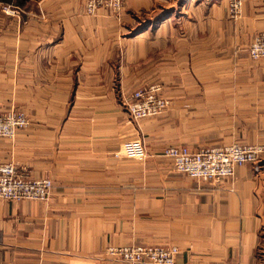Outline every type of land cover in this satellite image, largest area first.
Segmentation results:
<instances>
[{"label": "crops", "instance_id": "crops-1", "mask_svg": "<svg viewBox=\"0 0 264 264\" xmlns=\"http://www.w3.org/2000/svg\"><path fill=\"white\" fill-rule=\"evenodd\" d=\"M227 5L91 15L84 0H0V113L29 118L0 138V164L53 183L45 201L0 199V264H132L105 254L125 244L175 245L174 264H264V161L201 180L160 155L264 141V58L247 51L264 0L236 18ZM153 83L170 104L132 121L122 96Z\"/></svg>", "mask_w": 264, "mask_h": 264}, {"label": "built area", "instance_id": "built-area-1", "mask_svg": "<svg viewBox=\"0 0 264 264\" xmlns=\"http://www.w3.org/2000/svg\"><path fill=\"white\" fill-rule=\"evenodd\" d=\"M125 0H84V12L95 14L99 9L118 15ZM243 0H228V14L236 18ZM10 10L9 4L3 6ZM252 59L264 58V30L258 33L247 47ZM170 104L160 84H150L122 96V105L132 121L160 115ZM24 111L11 110L0 113V138H13L18 130L28 125ZM160 155L169 158L175 170L201 180H221L233 176L235 168L246 162L259 164L264 161V141L252 143L223 142L191 149L185 145H169ZM53 188L49 177L31 178L17 170L16 164H0V199L48 200ZM179 249L175 245L125 244L110 245L105 254L113 259L137 264H174Z\"/></svg>", "mask_w": 264, "mask_h": 264}, {"label": "rangeland", "instance_id": "rangeland-1", "mask_svg": "<svg viewBox=\"0 0 264 264\" xmlns=\"http://www.w3.org/2000/svg\"><path fill=\"white\" fill-rule=\"evenodd\" d=\"M180 2H182V0H180ZM122 10H123V8L121 9V12H122ZM121 12H120V13H121ZM120 13H119V14H120ZM119 14H118V15H119ZM156 84H158V83H156ZM117 155H118V154H117ZM117 155H116V156H117Z\"/></svg>", "mask_w": 264, "mask_h": 264}]
</instances>
